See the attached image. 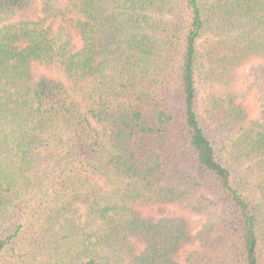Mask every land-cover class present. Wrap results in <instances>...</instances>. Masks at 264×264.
<instances>
[{"label": "trees", "instance_id": "16d2710c", "mask_svg": "<svg viewBox=\"0 0 264 264\" xmlns=\"http://www.w3.org/2000/svg\"><path fill=\"white\" fill-rule=\"evenodd\" d=\"M0 264H264V0H0Z\"/></svg>", "mask_w": 264, "mask_h": 264}, {"label": "rangeland", "instance_id": "374dc122", "mask_svg": "<svg viewBox=\"0 0 264 264\" xmlns=\"http://www.w3.org/2000/svg\"><path fill=\"white\" fill-rule=\"evenodd\" d=\"M31 74L33 77H37L40 74H45L52 78L58 77L57 70L53 66L45 65L39 62H32Z\"/></svg>", "mask_w": 264, "mask_h": 264}]
</instances>
